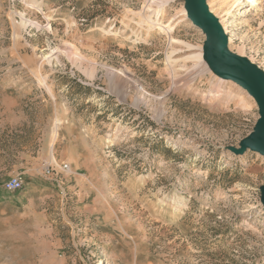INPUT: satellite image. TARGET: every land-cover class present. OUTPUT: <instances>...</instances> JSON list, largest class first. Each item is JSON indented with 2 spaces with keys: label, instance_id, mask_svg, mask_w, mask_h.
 I'll return each instance as SVG.
<instances>
[{
  "label": "rangeland",
  "instance_id": "rangeland-1",
  "mask_svg": "<svg viewBox=\"0 0 264 264\" xmlns=\"http://www.w3.org/2000/svg\"><path fill=\"white\" fill-rule=\"evenodd\" d=\"M255 1L203 4L264 78ZM188 12L0 0V264H264V155L244 148L261 109Z\"/></svg>",
  "mask_w": 264,
  "mask_h": 264
},
{
  "label": "water",
  "instance_id": "water-1",
  "mask_svg": "<svg viewBox=\"0 0 264 264\" xmlns=\"http://www.w3.org/2000/svg\"><path fill=\"white\" fill-rule=\"evenodd\" d=\"M188 11L192 22L207 36L206 54L213 70L224 78L236 80L257 99L261 121L252 138L244 142V148L264 155V78L257 70L226 51L225 37L216 21L208 15L203 0H188Z\"/></svg>",
  "mask_w": 264,
  "mask_h": 264
},
{
  "label": "bare ground",
  "instance_id": "bare-ground-1",
  "mask_svg": "<svg viewBox=\"0 0 264 264\" xmlns=\"http://www.w3.org/2000/svg\"><path fill=\"white\" fill-rule=\"evenodd\" d=\"M235 1V4L236 3H238L239 2V0H234ZM204 2H205V0H204ZM253 2H254V4H255V0H253ZM246 6H248V8H250V6L249 5H247L246 4ZM245 9H242L241 11H243V12H240L239 13V15H245L246 13H247V11L249 10V9H246L245 11H244ZM207 13H208V15L209 16H211L215 21H216V23H217V25L219 26V28H220V30H221V32H222V34H223V36L225 37V24H228L230 21L229 20H227V19H225L222 23L220 22V24H219V22H218V20H217V14L218 13H216V12H214L211 8L209 9V10H207ZM226 17L229 15V13L227 14V13H225L224 14ZM188 18H191L190 17V13L188 12ZM149 20H151V19H149ZM149 23L151 24V25H153V26H158L159 25V23H156V22H153V21H149ZM196 25V24H195ZM197 27H198V25H196ZM226 38V37H225ZM227 39V38H226ZM216 73V72H215ZM220 78H224V77H220ZM227 80L229 81V82H231L233 85H235V86H238V87H242V89H243V91H244V93L246 94V95H248V96H252V97H254V95L250 92V90L249 89H247V88H245V87H243L240 83H238L236 80H234V79H232V78H227ZM229 100L230 101H234L235 100V97H234V95H230V97H229Z\"/></svg>",
  "mask_w": 264,
  "mask_h": 264
},
{
  "label": "built area",
  "instance_id": "built-area-1",
  "mask_svg": "<svg viewBox=\"0 0 264 264\" xmlns=\"http://www.w3.org/2000/svg\"><path fill=\"white\" fill-rule=\"evenodd\" d=\"M70 170L68 165L64 166V171ZM4 190L7 193H15L23 190V181L19 177L11 178L4 186Z\"/></svg>",
  "mask_w": 264,
  "mask_h": 264
}]
</instances>
